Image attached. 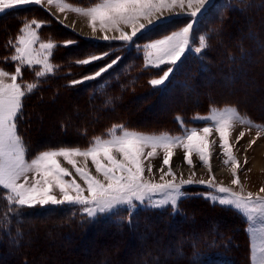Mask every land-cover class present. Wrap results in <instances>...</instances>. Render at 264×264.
<instances>
[{"label":"trees","instance_id":"obj_1","mask_svg":"<svg viewBox=\"0 0 264 264\" xmlns=\"http://www.w3.org/2000/svg\"><path fill=\"white\" fill-rule=\"evenodd\" d=\"M6 14L0 15V50L2 53V50L8 51L6 52L7 56L5 55L6 53L0 54V62L3 65V59L11 55L9 54L11 49L7 48L9 47L7 41L19 35L20 26L26 19H42V17L46 15V18L43 19H48V27L52 32L53 38L58 40V38L62 37L60 35H65L66 38L69 37L70 39L77 38L80 41L82 40L80 35L75 34L64 24L59 23V21L55 19H50L48 10L45 8L32 5L10 10ZM238 18H250L254 21H262L264 18V0H211L202 10V14L196 18V25L194 23L192 30L194 36L206 34L207 40H209L208 48L205 52L202 51L201 53L191 51L180 65H178L175 72L173 70L169 80L165 82L166 86L163 85L164 89L156 93L149 90V82L147 80V73L152 68L146 67L143 63H140L142 69L137 71L132 70L128 74V78H133L135 75L137 76L133 83L124 81L123 77H120L119 82H117L121 69L118 74L116 73L113 76L107 75L109 71L112 70L109 69L105 76L107 75L110 78L106 79L108 83L101 92L94 91V86L100 82L106 81H100L102 78L87 81L90 83L80 86V89L77 87L79 84L72 86L69 84L70 80L75 78L76 72L73 74H67L66 72L73 68L79 70L80 64H77L76 61L85 59L82 57L90 54L91 56H103L102 53L104 49L110 50V53L103 56V59L98 60V63L92 64L81 73L87 74V72L95 66H104V63L108 61L105 60V58L111 54L115 55L116 52V59L119 58L120 55H123L124 49L111 52L113 48L126 46V49L130 50L128 45H134L136 39L130 43L124 42V45L117 44L118 42L116 41H90L87 50L85 52L82 50L85 54H81L79 49L71 48L73 45H64V51L69 48L71 49L68 50L67 55H64L62 61L56 62L60 67L55 75L47 76V78L36 77V70L22 69V75L19 77L18 82L22 86L28 83H37L38 87L34 92L27 94L23 99V115L22 118L17 120L19 135L24 134L27 145L32 144L33 146L32 139H35V145L38 146V136L31 128L28 114L30 113L29 115H33L30 119L31 121L34 120L35 124H37L39 121L37 111L41 112L40 106L46 103L53 104L58 97L62 98L63 96H67L62 92L78 94V91L79 93L82 91L85 94V99L81 106L86 110V115L80 118L69 116L62 119L61 122H56V132L58 135L66 138L72 136L75 138V141L87 144V146H89V143L94 137L102 134L106 128L112 126L110 123L105 122L104 117L109 118L111 114H114L112 112H114L116 106L120 107L117 115L118 118L124 117L127 122L148 123L152 125L153 130L173 131V116L174 113L178 111L176 108L172 112H169L168 116L170 118H168V120L166 118L156 120L147 114L149 112L144 113V115L138 112L135 106H129L127 104L128 102L132 103L135 97L142 95H146L144 101H148V105L146 103L148 107L144 108L146 111L147 108H149L148 110H152L156 108L159 103L166 101L167 96L170 94H176L179 96L177 97L179 101L178 104L182 105L183 110L187 107L190 108L191 105L189 114L196 115L209 111L211 107L236 104L239 105L243 111L247 112L249 116H253L254 112L245 108L235 97H240L242 94V96H244V91L238 90L239 88H237V86L242 82L248 85V81L252 78L248 63L252 61L250 58L256 55V48H254L255 46L252 41L257 37V34L253 35L252 30H250L251 33L248 36L243 32L241 33L242 35L239 34L243 28L240 23L236 22ZM190 19L191 17L185 16L159 24L170 25L173 29H177L181 25H186ZM246 20L247 19H245V21ZM261 28L263 27L260 25L258 27L259 33L262 31ZM154 29L155 28H151L145 31L146 33H143V35L148 36ZM256 40H258L260 44L259 37L258 39L256 38ZM5 45H7V47ZM74 54L81 55L75 56ZM71 55L80 59H73ZM125 58L126 57L123 56V60ZM94 62L96 61L92 63ZM120 63L121 59L114 66L120 67ZM126 63L127 61H124V64ZM242 68L245 70V74H241L243 72ZM158 71H160V69H158ZM206 73L212 76L210 83H204L203 81V77ZM237 73L241 74L240 78ZM225 77L227 81L224 80ZM222 79L227 82L230 87L228 91L224 90L220 95L218 89H214L213 86ZM120 81L127 84V91L120 89L123 94H111L110 92L114 86H118L117 89H119ZM182 83L186 89L190 90L188 91L189 93L184 91V87L182 90ZM90 84L91 86L88 87ZM208 90H213V92H211L213 96H208ZM174 91L176 92L173 93ZM183 93H186V95H183ZM195 95L201 96V104H192V97L195 98ZM125 99L127 100L124 104L123 101ZM69 100L72 101V98H69ZM66 102H68V100ZM61 103H63V101H61ZM120 103L121 105H119ZM184 114L185 116L188 115V113ZM102 122H105L104 125L99 131H96L95 129L100 127V123L102 124ZM85 129L90 132H86ZM5 196V193H0V206L7 211L6 215L0 214V255H8L9 252H11L10 256L4 257V262L6 264H53L57 263V261H63L65 264H224L225 260L221 258L220 255L225 254V247L221 244V250H219L215 248V245L218 242L226 240L213 236L218 230L215 225H212V228L208 226L210 220H205L203 215L213 214L217 216L211 223H217L216 226L222 231L227 229V227L237 228L240 224V218H237V214L234 211L222 206L212 205L208 201H204L202 197L184 201L182 205L184 212L177 215L173 214L172 210L169 211L166 209L164 211L157 210L145 212L148 214L147 217L140 218L138 216H133L131 221H119L118 217L121 218L120 215H112L111 217L104 218L60 215L42 222L37 218L19 220L18 215L21 212L17 210L16 206L8 205L4 199ZM9 208L16 210L9 211ZM0 213H2V211H0ZM198 213L200 214L199 216ZM231 224L234 226H231ZM172 226L176 227L177 231L175 234L168 231V228ZM52 227L58 229L57 232L52 234L51 238H49V234L47 233ZM213 229H215V232H213ZM142 230H145V234L147 232L153 233V237L157 238L160 245L163 246H156V243H154V240L150 237L142 240ZM136 232L139 236H132ZM105 236L107 239H109L108 237H112V244L106 245V243H103L105 242L103 240V238H106ZM89 237H91V240L93 239V245L98 246L100 252H97V250H95V253L92 251V254H84L82 252L83 246H81L79 242ZM213 237L216 239L213 240ZM247 240L248 239H246L245 242ZM116 241L119 244H117ZM115 244L118 245L119 248L113 250V245ZM127 245L132 246V248L126 250L125 246ZM244 245L243 243V247ZM165 246L171 247L172 249L168 251ZM237 251L241 252L240 250ZM44 255L47 257L44 258ZM230 255L236 258V256ZM50 257L53 259V263Z\"/></svg>","mask_w":264,"mask_h":264},{"label":"snow or ice","instance_id":"obj_2","mask_svg":"<svg viewBox=\"0 0 264 264\" xmlns=\"http://www.w3.org/2000/svg\"><path fill=\"white\" fill-rule=\"evenodd\" d=\"M42 3L43 0H0V13L14 9L18 5ZM47 3L50 6L54 4L61 12L68 10L86 17L88 27L93 33L98 30L102 33H118L112 37L104 35L103 39H118L127 43L132 42L137 33L145 30L144 22L152 25L154 19H159L164 13H171L175 9L182 11L187 9L191 17H196L201 13V9H204L206 0H97L86 8L73 6L65 0H47ZM42 26L35 19L23 24L13 45L14 54L10 58L11 61L17 62L15 73L0 69V190L6 193L4 199L7 204L18 209L37 205L80 206L89 218H95L98 213L114 212L125 205L131 214V209L136 207L133 201L143 204L147 200L148 206L158 208L171 205L175 210L177 202L185 195L181 192V187L184 184H192L193 180L181 179L177 183V177L169 167L167 172L160 176L162 182H153L145 176L146 172H152V165L146 166L145 159L155 158L159 150L163 152V164L168 165L174 155V149L182 148L184 159L190 165L192 163L190 157L195 153L211 172L209 164L211 146L216 142L210 141L209 137L216 132L219 134L221 153L225 157L223 163L231 166L233 176L231 183L240 190L235 191L216 183L214 176L199 183L206 184L213 192L222 194L217 196L209 192L205 199L213 204L236 210L248 222L247 231L252 241V264H264V196L253 195L251 192L244 193L237 175L241 165L233 153V145L229 142V137L237 126L246 127L248 130L254 128L256 137L250 141L251 147L256 139L264 135V124L254 123L246 114L242 115L235 106L211 108L210 115L198 118L210 123L199 129H185L179 136L167 133L150 135L128 130L123 125H114L109 130L107 138L94 137L87 148L49 149L38 153L30 161L26 160V149L17 131V120L23 115L24 97L34 92L38 84L28 83L22 86L17 80L22 75V67L31 68L39 65L35 72L36 77L53 74L56 68L50 57L57 45L51 40L48 42L40 40L38 30ZM125 29H130V32ZM192 29L193 24L188 23L181 30L147 44L146 64L153 67L164 64L175 66L187 51L201 53L208 47L206 37L200 36L199 46L192 49L190 47ZM72 43L73 41L65 42L66 45ZM9 44L13 42L9 41ZM106 55L107 53L103 54ZM103 56L93 55L76 63L89 65L93 61L103 59ZM118 59L99 67L93 74L86 75L81 80H73L72 84L96 80L113 68ZM171 73L172 67H169L163 71L160 78L152 79L150 84L154 87L165 85ZM177 121L183 124L179 117ZM244 135L245 132L240 131L235 142L238 144ZM58 158H63L64 162L71 165L74 174L62 166ZM75 158H83L84 167L79 166ZM88 160H91L95 174L88 167ZM244 162L247 163V160ZM159 170L164 171L162 168ZM165 175L171 179L165 180ZM75 177H79L83 184L78 183ZM260 192L264 193V187L260 188ZM157 194L161 195L162 199L153 201L152 197ZM15 210L9 208V211Z\"/></svg>","mask_w":264,"mask_h":264},{"label":"rangeland","instance_id":"obj_3","mask_svg":"<svg viewBox=\"0 0 264 264\" xmlns=\"http://www.w3.org/2000/svg\"><path fill=\"white\" fill-rule=\"evenodd\" d=\"M210 1L211 0H206L205 7H206V5L208 3H210ZM65 2H67V3H69V4L73 5V6H76V7H85L86 8V7H89V6L93 5L94 3H96L97 0H65ZM32 5L38 6L40 8L41 7L45 8L46 10L49 11V17L50 18H53V19L59 21V23L64 24L67 28H69L72 31H74L75 34H78V35H80L82 37V40L80 41L77 38L76 39H68V38L65 37V35H60L62 37H60V38H58V40H56L55 38H53V36L51 34L52 32L50 31V28L48 27V23H47L48 19H44L43 20L44 17H42V19H37V18L35 19L36 21L40 22L43 25L38 30V34H39L40 40L44 41V42H48L49 40H51L52 42H54L57 45L56 48H54L52 50V55L50 57L51 63L56 66L55 72L53 74H49L47 76L55 75L56 71L59 70V67H60V65L58 63H56V62H58L60 60L62 61L63 58H64V55L65 54L67 55L68 50L71 49V48L79 49L80 53L82 54V53H84L87 50V48H88L87 46L90 45V41H92V42L93 41H110V42L111 41H116V42H118L117 44L124 45V41H121V40H118V39L103 40V39H99V38H90V37H87V36L83 35L79 31H76L75 28H73L72 26L67 25V23L64 22L65 20H62L60 17L55 15V13L52 10L53 9H55L57 11H59V10L55 7L54 4L51 5V6L48 5L47 0H43V3L41 5H36V4L18 5L14 9H17V8H20V7H28V6H32ZM11 10H13V9H11ZM178 10H180V9H175L173 15L171 14V15L163 16L157 22L153 21L152 25L145 24L146 25L145 30H142V33H137V36L133 38V40H135L137 38L136 42L134 43V45H131V44L128 45L130 50H127L126 46H122L121 48L120 47L113 48L111 50V52H115L118 49H124V53H122L123 55H120V57L118 59V61L121 59V63L119 64L120 67L116 66L114 68H111L112 70H110L107 75H112L113 76L116 73L118 74L120 69H121L120 73H122V74L119 73L118 78L116 77L117 78V82H119V78L120 77H123L124 81L133 83V82H135L137 76L135 75V76H133V78H128V74L132 70L137 71L139 69H142L140 63H143L146 67H151L152 68L147 73V76H148L147 80L149 82V84H148L149 85V90H151L153 93H156L159 90H163L164 89L163 85L154 87L153 85L150 84V81L152 79L160 78V76L163 75V71L167 70L169 67H172V72H173V70L175 72V69L178 67V65H180V63L189 55V53L191 51H187L185 53V55L181 57V59L177 62V64L175 66H170V65L164 64V65H160L159 67H153V66H151L149 64H146L145 46L147 44L151 43V42H154V41L158 40V39H163L165 36L171 35L173 32L181 30L188 23H195L194 20H196V18H198L200 16V14L202 13L203 9H201V13H198L196 17H191L189 15V11L187 12V11H178ZM8 11H10V10H6L4 13H0V15L6 14V13H8ZM59 12L61 14L66 15V16H71L72 15L75 18L80 19L84 24L87 25V26L86 25L85 26L87 28H89L88 27V20H87L86 17H83L81 15H78L77 13H74V12L68 11V10H65L63 12L59 11ZM178 12H181V13H178ZM185 16L191 17L192 19H190V21L186 25L185 24H184V26L181 25L177 29H173V27L170 26V25L169 26L168 25H163L162 26V25L159 24V23H162V22H167V21H170V20H173V19H176V18H180V17H185ZM245 19H247L246 20L247 22L245 21ZM245 19L238 18L237 21H236V22L240 23V25L243 28V30L240 31L239 34H241L243 32V33H245V35L248 36L251 33L250 30H252L253 35L257 34L256 35L257 37H255V39H253V41H252L254 43L253 45L255 46L254 48H256L255 49V54L256 55H255V57H251L250 59L252 61L248 63L249 64L248 66L250 67L249 68L250 72L252 74L251 75L252 78L250 79V81H248V83L250 85L249 84L246 85L244 82H242L239 86H237V88H239L238 90L244 91V96H242L243 95L242 94V95H240V97H235V98H237L244 105L245 108H247L249 110H252L254 112L253 116L252 115L249 116L247 112L243 111L242 108L239 105H236V104H225V105H221V106H217V107H211V108H224V107H227V106H235V107H237L239 109V111H240V113L242 115L246 114L254 123L264 124V18L262 19V21H260V20L259 21H254L253 19H250V18H245ZM32 20L26 19L25 22L22 23L20 28L23 26L24 23L31 22ZM260 25L263 27V28H261L262 29L261 33H259V31H258L259 30L258 27ZM236 26H237V24H236ZM151 28H155V29L151 32V34L148 35L149 37L148 36H143V33L145 31L151 29ZM126 30L127 29H125V31ZM200 33H202V32H200ZM200 36H205L206 40H207L206 34L194 36L193 35V31H192V38H191V41H190V47L192 49H194L195 47L199 46V37ZM16 37L13 38V39L8 40L7 45L9 46V48H11V50L9 52V53H11V55H9L8 57L3 59L4 60L3 61L4 65L0 64V69H3L5 71H7L8 69H10V67H12L10 69L11 71L10 70L7 71V72L12 73V74L15 73V67L17 65V62L13 63V61H11V59H7V58H10L14 54L13 45L15 44V40L14 39H16ZM258 37H259V40H260V44L258 43L259 41L256 40V38L258 39ZM11 40L14 43L9 45V41H11ZM67 41H73L72 44H68L67 45V46L73 45V47H71V48L67 49L66 51H64L63 50V46L66 45L65 42H67ZM128 43H130V42H128ZM80 44H81V46H80ZM208 44H209V40H207V45ZM58 46H62V47H58ZM67 46H65V47H67ZM78 46H80V47H78ZM207 48H205L203 50V52H205V50ZM82 50H84V52H82ZM6 52H7L6 50H5V52L3 51V53H6ZM103 53L109 54L110 50L104 49ZM103 53H102V55H103ZM81 54H78V55L74 54V55L75 56H80ZM115 55H116V52H115ZM115 55L111 54L110 56L105 58V60H108V61L105 62L104 65L107 64V63H110L112 60L116 59ZM90 56H91V54L88 55V56L82 57V58H87V57H90ZM123 56L126 57L124 60H123ZM71 58L80 59V58H76L74 56H72ZM6 60L7 61L9 60V61L7 62ZM118 61H117V63H118ZM124 61H127V63L124 64ZM95 63H98V61H96L94 63H90L89 65H80L79 66V70H76V68H73L72 70L66 72L67 74H73L74 72H76V76H74L75 78L70 80L69 84L72 86V85H74V84H72L73 80H81L84 76L91 75L95 71H97L99 66H95L94 68L89 70L87 72V74H85V73L81 74L83 70H85L86 68H88L89 66H91L92 64H95ZM10 64H13V65H10ZM8 65H10V67H8ZM1 66H3V67L1 68ZM39 67H40L39 65H36L34 67H31V68L22 67V69H34V70H37ZM259 67H261V68H259ZM12 69H13V71H12ZM158 69H160V71H158ZM242 71L243 72L241 74H245L246 73L245 70H243V68H242ZM237 74H238V77L240 78L241 74H239V73H237ZM107 75L105 76V73H103L102 76L98 77V78H102V79H100V81L109 79L110 77H108ZM215 75H216V73H215ZM47 76H45V78H47ZM211 80H212V76H210L208 73H206L204 75V77H203L204 83H210ZM224 80H226V77L224 78ZM224 80L223 79L220 80L219 83H216L213 86L214 89H218V92H220L219 93L220 95H221L222 91H224V90L228 91V88L230 87V85L227 82H225ZM17 82H18V80H17ZM88 83H90V82L84 81L83 83H80L79 85L78 84H75V85H78L77 87L80 89V86H82V85L84 86V85H86ZM107 83H108V80H106L104 82H100L99 84H96L94 86V91H96V92L103 91L105 89V85H107ZM138 85H137V87H138ZM181 85H183V83ZM90 86H91V84L88 87H90ZM117 87L114 86L110 93L111 94H115V93L123 94L120 91V89H122L124 91H127V87L128 86L123 81H120L119 89H117ZM183 87H184V85L182 86V90H183ZM184 91L188 92L190 90L186 89L184 87ZM234 91H236V90H234ZM175 92L176 91H174L173 93H175ZM211 92H213V90H208V92H207L208 96H210V95L213 96V93H211ZM62 93L66 94L67 96H63L62 98L58 97V99L55 102H53V104H50V103L48 104V103L45 102L46 104H44L43 106H40L41 112L37 111V114L39 116V121H38L37 124H35L34 120L31 121V119H30V117L31 116L33 117V115H29L30 113L28 114L29 123L31 125V128L34 130V133H36L37 136H38V140H37L38 146L35 145L36 144L35 139H32V138L31 139H32L33 146H32V144L27 145L26 139L24 137V134H21L23 137L20 135L22 137V141H23V144H24L25 149H26V160L30 161L38 153H40L42 151H45V150H49V149H57V148H61V147H78V148L84 149V148L88 147L87 144H84L82 142L79 143L78 141H75V138H73L72 136H69L68 138H66L64 136L58 135L57 132H56V130H57L56 122H61L62 119L67 118L69 116H72V117L74 116V117H79L80 118L83 115H86V110L84 108H82V106H81L83 101H84V99H85V97H84L85 94L82 91L80 93L78 91L79 95L78 94H74V93H69V92H62ZM126 94H129V93H126ZM183 95H186V93H183ZM222 96H226V95H222ZM145 97H146V95L135 97L133 99L132 103L128 102L127 104L129 106H131V105L135 106L136 110L138 112H140V113L144 114L146 112H149L148 113V114H150L149 116L152 117V118H155L156 120H158V119L161 120L163 118H166L168 120V118H170L168 116L169 112H172L176 108L178 111H176L175 113L173 112L174 113V116H173L174 129H173V131H169V130L168 131L153 130L152 129V125L148 126V123L127 122L124 117L123 118H118L117 115H118V111L120 110V107L116 106L114 112H112L114 114H111V116H109V118H105L104 117L105 122L110 123L112 126L106 128L103 131V133L100 134V135H97V137L107 138V134H108L109 130L114 125H123L128 130L141 132V133H145V134H150V135L151 134L159 135L161 133H167V134H169L171 136H179V135H182V133H183V131L185 129H192V128L199 129V128L203 127V126H206L208 123H210V122L204 121L203 119H198L199 117H205V116L210 115V110L206 111L204 113H198L196 115L189 114V109L191 108V105H190V108L187 107L188 110H187V108L185 110H183L182 105L178 104L179 101H178L177 97H179V96H177L176 94H170L169 96H167V98H166L167 100L166 101H163V102L159 103L158 107H156V108H154L152 110H148L149 108H147V111L144 109V108L148 107L147 106L148 105V101L147 102L144 101ZM69 98L70 99L72 98V101H70ZM192 99H193V102H192L193 105L194 104H197V105L201 104V96L195 95V98L192 97ZM67 100H68V102H66ZM126 100L127 99H125L123 101V103ZM61 101H63V103H61ZM64 101H65V103H64ZM146 103H147V105H146ZM176 103H177V105H176ZM119 105H121V103ZM184 113H188V115L185 116ZM163 115H165V116H163ZM161 116H163V117H161ZM177 117H179L183 121V124H181V123H179L177 121ZM105 122H102V124L100 123V127H98L95 130L99 131V129L102 128V126L104 125ZM238 127H241V129L243 128L244 131H246V133H247L246 134L247 137L241 139V140H244V141H242V142H241V140L239 141L240 144L239 143L237 144L235 142V138L238 136V134L240 132L238 130ZM85 131L86 132H90V131H88L86 129H85ZM253 135L256 136V130L254 128L251 129V130H248L246 127L237 126L235 128V130L232 131V133H231V135L229 137V142H230V144L233 145V153H234V155L236 156V158L238 159V161L240 162V165H241V167L237 170V175H238V177H239V179H240V181H241V183L243 185L244 193L247 194L248 192H251V193H253V195L259 194L261 196H264V193L260 192V185L264 186V170L263 169H261V170L258 169V170H254L253 171L252 168L249 166V156L247 158V163H245L244 160L240 157V155L236 154L234 152V149H236L238 151H241V147L247 146L249 138H252ZM210 138H211L210 141L215 140V142H216L215 144H213L211 146V155H210V159H209V164L211 165L213 160H217L219 162V161H223L225 159V157L222 155L221 149L219 147V144H220L219 134L216 133V132H213L212 135L209 137V139ZM260 138H264V135H262ZM215 147H216V149H214ZM146 151H148V150L146 149ZM251 151L253 152V150H250V152ZM244 155H245V152H244ZM180 158H182V160H184V162H185V164L182 165V166L178 165L179 164V160L178 159H180ZM190 158L192 160L191 165L187 162V160L184 159V150L182 148H176V149H174V155L170 158L168 165L163 164V152L159 151V150H158V155L155 158H147V159H145V165L146 166L148 164L152 165V172L151 173H147L146 172L145 176H146V178L151 179L153 182H157V183L162 182V181H160V176H161L160 174L163 173V175H164V173L167 172L169 167H171L172 172L176 175V177H177L176 182L177 183H179L181 179L188 180L189 178H191L193 180L192 184H184L181 187L180 190H181L182 193H185V195L183 197H181V199L177 202V207H176L175 210L172 208L171 205H165L163 208H158V207L148 206L149 202L147 200H145L143 204H141L139 201H133V203H134V205H136V207L131 209V214L129 212L128 206L125 205V206H121L120 208H118L117 210H115L114 212H111V213H101V214L98 213L96 215V217L104 218V217H111L112 215H114V216L120 215L121 218L118 217L119 221H121V220L122 221L123 220L131 221L133 219V216H138L140 218L141 217H147L148 214H146L145 212H149V211H157V210L164 211V210L167 209L169 211L172 210L173 214H175V215L183 213L184 212V208L182 207V205H183L184 201H186V200L199 199L200 197H202L204 201H208L209 202V200L205 199V195L207 193L212 192L213 195H217V196L222 195V194H218V193L213 192V190L209 189L206 184H200L199 183V181H201V180L208 181V180L212 179L213 176L215 177V182L216 183L222 184L223 186H226V187L233 188V190H235V191H239L240 190L237 186H235V185H233L231 183V181L233 179V176H232V170H231V166L230 165L226 167V170H227L226 173H224L223 175L222 174L221 175H217L214 171L209 172L208 168L203 164L202 161H200L198 155H196L195 153H193V155ZM58 159L62 163V166L68 168L74 174V169H72L71 165H68L66 162H64L63 158H58ZM75 159L77 160L79 166L84 167L85 161L83 160V158H75ZM196 159L199 161L200 164L196 163L197 162ZM87 165L91 169L92 173L95 174V169H94V167L91 164V160L87 161ZM159 168L160 169L161 168L164 169V171L161 172L159 170ZM182 169H184V170L188 169L190 171L192 170V173L186 171L187 176H185L184 175L185 172H183ZM178 170H179V172H178ZM195 170H196V172L194 173ZM198 170H201V172L203 170V172L200 175H198V173H197ZM72 178L73 177H66V179H72ZM75 179L77 180L78 183L83 184V182L79 180V177H75ZM168 179H171V177L165 175V180H168ZM254 187H258V188L255 189ZM0 193H4V192L2 190H0ZM56 194L58 195V193H56ZM160 199H162V196L159 195V194H157V195L152 197L153 201H158ZM209 203L212 204V205L221 206L219 204H213L211 202H209ZM201 205H202V203H201ZM222 207H224V206H222ZM17 210L21 212V213L17 212V213H20L18 215L19 216V218H18L19 220L37 218V219H39V221L45 222L48 219L55 218L54 216H60V215H70L71 217H82V216L87 217V215L83 213V211H82L80 206H73V205H66V204L65 205H56V206H53V205L39 206V205H37V206L32 207V208H23V209H18L17 208ZM0 211H2V213H0L1 215H6L7 214V211L4 208H2L1 206H0ZM204 211H206V210H204ZM232 211H234L237 214V218L238 217L240 218V224H239V226L237 228L227 227V229L222 231L221 229H219L218 226H216L217 223L216 224H212L211 223V221L216 219L217 216H215L213 214H204L205 216L203 215V218L205 220L206 219L210 220V223H208V226H210L212 228V225H215V227L219 231V232L216 231V233L213 236L220 237L222 240H226V241L218 242L215 245V248L219 249V250H221L220 249V245L221 244H223L222 246L225 247V250H224L225 254L220 255V257L225 260L224 264H252V260H251V256H252L251 244H252V241L250 240V234L247 231V229L249 227V224L244 218H242L240 213H238L236 210H232ZM135 214H137V215H135ZM199 215L200 214L198 213V216ZM29 221H31V220H29ZM57 229L58 228H56V227H52L49 231L47 230L48 231L47 234H49V238H51L52 234H55L57 232ZM168 231L170 233L175 234L177 230H176L175 226H172V227L168 228ZM142 232H143L141 234V236H143L141 238L142 240H145V239L150 237V238H152V240H154V243H156L155 244L156 246H159V247L163 246V245H160L159 240H157V238L153 237V233H148L147 232L145 234V230H142ZM213 232H215V229H213ZM238 233H240V234H238ZM132 236H139V235L136 232ZM215 237H213V240L216 239ZM90 238L91 237L85 239L84 241L79 242V244L81 246H83V251L82 252L84 254H89V253L92 254V251H94V253H95V250H97V252H100L99 249H98V246H94L93 245L94 242L92 241L93 239L91 240ZM108 238L109 239H107V237L105 239L103 238V240L105 241L103 243H106V245L107 244H112V241H111L112 237L111 238L108 237ZM246 239H248V240L245 242ZM155 240H156V242H155ZM231 241H233V242H231ZM10 243L12 244L11 241H10ZM116 243H117V241H116ZM243 243L245 244L244 247H243ZM90 244H91V246H90ZM117 244H119V243H117ZM128 245L125 246L126 250H130L132 248V246H128ZM101 247H102V244H101ZM165 247H166V249H168V251L172 249L171 247H168V246H165ZM118 248H119L118 245H116V244L113 245V250L114 249L116 250ZM228 248H229L230 251L228 250ZM237 250H240L241 252H239ZM10 253L11 252H9L8 255H0V264H6L4 262V257L6 258V257L10 256ZM230 254L236 256V258L232 257ZM43 257L45 258L47 256L44 255ZM51 261L53 263V259L52 258H51ZM53 264H65V263H63V261H57V263H53Z\"/></svg>","mask_w":264,"mask_h":264},{"label":"bare ground","instance_id":"obj_4","mask_svg":"<svg viewBox=\"0 0 264 264\" xmlns=\"http://www.w3.org/2000/svg\"><path fill=\"white\" fill-rule=\"evenodd\" d=\"M42 8V7H41ZM53 11H54V13L55 14H57L62 20H65L64 22L65 23H67V25H69V26H72L73 28H75L76 29V31H79L80 33H82L83 35H85V36H87V37H90V38H99V39H103V36L104 35H108L109 37H112V36H116V35H118V33H116V32H109V33H102V32H100L99 30L96 32V33H93L92 32V30L90 29V28H87L86 26V24H84L80 19H78V18H75L74 16H66V15H64V14H61L59 11H57V10H55V9H53ZM178 11H182V10H178ZM183 11H189V10H183ZM46 12V11H45ZM48 13H49V11H48ZM178 13H181V12H178ZM43 14V13H42ZM173 15L174 14V11L173 12H171V13H164V15L163 16H167V15ZM7 15V14H6ZM8 16V15H7ZM51 16V15H50ZM44 17V16H43ZM44 18H46V15H45V17ZM50 18V17H49ZM162 17H160L159 19H161ZM51 19V18H50ZM57 19V18H56ZM159 19H154L153 21L154 22H157ZM192 19V18H191ZM44 20V19H43ZM52 20H53V18H52ZM51 21V20H50ZM182 22V21H181ZM195 22H196V20H195ZM145 24H147V22H145ZM194 24V23H193ZM86 25V26H85ZM195 25H196V23H195ZM163 26V25H162ZM193 30V29H192ZM126 31H129L130 32V29H127ZM74 32V31H73ZM144 33H146V32H144ZM16 34V33H15ZM144 36V35H143ZM69 38V37H68ZM70 39V38H69ZM111 39V38H110ZM137 39V38H136ZM10 40V39H9ZM14 40H16V39H14ZM65 40V39H64ZM68 40V39H67ZM103 40H105V39H103ZM12 41V40H11ZM89 41V40H88ZM8 42V41H7ZM14 43V42H13ZM138 44V43H137ZM3 45V44H2ZM10 45V44H9ZM6 47H7V45H5ZM5 48V47H4ZM7 48H9V47H7ZM1 49H3V48H1ZM11 49V48H10ZM13 50V49H12ZM1 51V50H0ZM2 51H4L5 52V50H2ZM14 51V50H13ZM8 52V51H7ZM2 52H0V54H1ZM2 54H5V53H2ZM1 54V55H2ZM9 54H11V53H9ZM6 56H7V53L5 54ZM4 56V55H3ZM2 58V57H1ZM11 58V57H10ZM10 58H7V59H10ZM3 59V58H2ZM4 61V60H3ZM2 61V62H3ZM7 61V60H6ZM9 61V60H8ZM7 61V62H8ZM6 62V63H7ZM12 63V62H11ZM13 63H14V61H13ZM0 64H1V62H0ZM10 65H13V64H10ZM10 65H8V67H10ZM7 66V65H6ZM3 66H1V68H2ZM115 67V66H114ZM113 67V68H114ZM263 67V66H262ZM12 67H10V69H11ZM259 68H261V67H259ZM8 69V68H7ZM10 69H8V70H10ZM7 70V71H8ZM11 71V70H10ZM12 71H13V69H12ZM12 74V73H11ZM106 74V73H105ZM182 101H184V100H182ZM158 103H159V101H158ZM158 107V106H157ZM148 114V113H147ZM150 115V114H149ZM148 116V115H147ZM158 117V116H157ZM161 117H163V116H161ZM145 118V117H144ZM148 122V121H147ZM147 125V124H146ZM148 126H150V124H148ZM238 130L239 131H244V129L242 128L241 129V127H238ZM245 132V135H244V137L243 138H245V137H247V133H246V131H244ZM237 134V133H236ZM256 136L255 135H253V137L252 138H249V141H248V143H247V146H245V147H241V151H238V150H236V149H234V152L236 153V154H239L240 155V157L245 161V159L247 160V158H248V156H249V166L252 168V170L254 171V170H258V169H263L264 170V138H258V139H256V142H255V144H253L251 147H249V143H250V141L251 140H253L254 138H255ZM212 138V137H211ZM211 138L209 139V140H211ZM242 141H244V140H241V142ZM240 144V143H239ZM240 148V147H239ZM214 149H216V147L214 148ZM245 150H247V151H245ZM250 150H253V152L251 151L250 152ZM245 152V155H244V152ZM179 160V166H182V165H184L185 164V162H184V160H182V158H180V159H178ZM196 163H199V161L196 159ZM200 164V163H199ZM211 166V169H212V171H214L217 175H223L224 173H226V165L223 163V161H217V160H213L212 161V164L210 165ZM160 169V168H159ZM183 170V172H185V176H187V173H186V171L187 172H190V173H192V170L190 171V170H188V169H182ZM207 170V169H206ZM178 172H179V170H178ZM196 172V170L194 171V173ZM202 172H203V170H202ZM201 170H198V175H200L201 173ZM160 175H163V173H161ZM261 187H264V186H261L260 185V188ZM255 189L256 188H258V187H254ZM196 190V189H195ZM194 191V190H193ZM200 191V190H199ZM197 192V191H196ZM45 208V207H44ZM40 209V208H39ZM101 214V213H100ZM234 216V215H233ZM222 217V216H221ZM220 218V217H219ZM227 218V217H226ZM230 218V217H229ZM101 221V220H100ZM230 221V220H229ZM232 221H234V220H232ZM104 223V222H103ZM234 224V223H233ZM238 224V223H237ZM232 226V225H231ZM234 226V225H233ZM110 227V226H109ZM229 234V233H228ZM1 244H2V242H1ZM18 250V249H17Z\"/></svg>","mask_w":264,"mask_h":264},{"label":"water","instance_id":"obj_5","mask_svg":"<svg viewBox=\"0 0 264 264\" xmlns=\"http://www.w3.org/2000/svg\"><path fill=\"white\" fill-rule=\"evenodd\" d=\"M53 11V10H52ZM54 12V11H53ZM55 15H57V14H55ZM58 16V15H57ZM59 17V16H58Z\"/></svg>","mask_w":264,"mask_h":264}]
</instances>
